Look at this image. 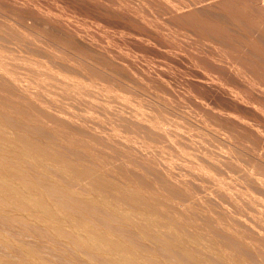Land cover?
<instances>
[{"label":"rangeland","instance_id":"1","mask_svg":"<svg viewBox=\"0 0 264 264\" xmlns=\"http://www.w3.org/2000/svg\"><path fill=\"white\" fill-rule=\"evenodd\" d=\"M0 197L40 264H264V0H0Z\"/></svg>","mask_w":264,"mask_h":264},{"label":"bare ground","instance_id":"2","mask_svg":"<svg viewBox=\"0 0 264 264\" xmlns=\"http://www.w3.org/2000/svg\"><path fill=\"white\" fill-rule=\"evenodd\" d=\"M63 198H64V195H63ZM61 200H62V197H61ZM61 202L70 211H72V210H73V212L78 211L81 214L83 213L84 215H85V212L88 213V211H87L88 209H90V208L93 209V204L91 202H89V201L81 202L78 199H76L74 196H66V198H64ZM0 219L6 225L11 224L10 222H12V221H18V222L25 224V225L29 223L28 219L21 217V216H18L15 213L11 212L1 197H0ZM49 229H50L49 231H52L54 233V235H52V236H55V237H56V235L59 236L60 241H61V239H63V240H65L66 243H70L71 247H73L72 245H74L75 247L82 249L81 251H84V253L86 252L88 255L94 249L92 240L87 239L80 232V230L77 228H74V227L69 225L68 227L52 226ZM0 234H2L7 239V241L5 243L6 246H13V245L19 246L22 250V253L30 260V262H32L34 264H40V263L46 262V260L42 257L40 251H38L32 245L26 243L23 240L12 239L11 236L7 235V230H5L4 228H0ZM56 238H58V237H56ZM56 238H53V239H56ZM53 241H55V240H53ZM112 247L115 250H105V253H103L104 264H146L142 260L130 257V256L126 255L125 253L117 252L118 250L126 252L125 249L122 248L121 246L114 245ZM77 248H75V250H77ZM70 251H71V249H70Z\"/></svg>","mask_w":264,"mask_h":264}]
</instances>
